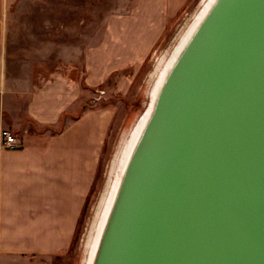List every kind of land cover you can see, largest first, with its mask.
<instances>
[{"label":"water","instance_id":"1","mask_svg":"<svg viewBox=\"0 0 264 264\" xmlns=\"http://www.w3.org/2000/svg\"><path fill=\"white\" fill-rule=\"evenodd\" d=\"M201 12L150 93L86 264H264V0Z\"/></svg>","mask_w":264,"mask_h":264},{"label":"crops","instance_id":"2","mask_svg":"<svg viewBox=\"0 0 264 264\" xmlns=\"http://www.w3.org/2000/svg\"><path fill=\"white\" fill-rule=\"evenodd\" d=\"M18 1L0 0V131L21 142L6 149L0 138V264H56L70 248L112 118L82 102L111 74L136 68L190 0H129L82 45L51 58L11 42Z\"/></svg>","mask_w":264,"mask_h":264},{"label":"rangeland","instance_id":"3","mask_svg":"<svg viewBox=\"0 0 264 264\" xmlns=\"http://www.w3.org/2000/svg\"><path fill=\"white\" fill-rule=\"evenodd\" d=\"M128 2L129 0H19L11 17V42L17 47L30 48L32 52L38 50L45 57L51 58L56 50L65 46L82 45L88 35L102 26L103 17L122 12L129 7ZM200 8L201 0H190L168 21L161 38L152 49L138 54L141 62L136 68L127 67L111 74L104 84L90 89L89 97L82 102L80 108L108 109L112 118L93 187L87 197L84 213L80 215L74 243L66 254L57 259L56 264H86L89 256L86 245L90 236L95 234V215L106 192L112 162L146 109L159 69L166 64ZM122 82L125 83L122 85ZM63 122L64 120L61 124Z\"/></svg>","mask_w":264,"mask_h":264},{"label":"bare ground","instance_id":"4","mask_svg":"<svg viewBox=\"0 0 264 264\" xmlns=\"http://www.w3.org/2000/svg\"><path fill=\"white\" fill-rule=\"evenodd\" d=\"M211 0H201V8L198 11V13L195 15L193 22L188 26V28L186 29V31L183 33V35L181 36L180 40L178 41V43L176 44L172 56H170L171 58L168 59L169 61L166 62V64L164 66H162L161 70L159 69V74L156 78L155 84H154V88L151 89L150 93L154 92L155 87L157 86L158 82L161 80L163 74L165 73V70L167 68V66H169V64L172 61L173 56L175 55V52L179 50L180 46L182 45V43L184 42L183 40H185V38L187 37L188 33L190 32V30L192 29V27L194 26V24L196 23L197 19L200 17V15L202 14L201 10L203 11L208 4L210 3ZM201 12V13H200ZM182 27V26H181ZM176 36V35H175ZM174 40V39H173ZM171 43V42H170ZM165 54V53H164ZM159 60V59H158ZM157 62V60H156ZM149 79V78H148ZM150 81V79H149ZM145 83V82H144ZM151 93V94H152ZM143 119L138 120L137 124L135 125L134 129L132 130L129 138L126 140V142L124 143L123 146H121L120 151L118 152V154H116L113 162H112V167H111V171H110V176L107 180L106 183V192L105 195H103L99 206H98V210L96 212V225L94 224L93 226V231L95 232V234L97 233V235L99 234L102 222L105 218V213L107 211V208L109 206V203L111 202L114 190H115V185L117 183L118 177H119V172L121 171L125 160L127 158L128 152L133 144V141L135 139V136L139 130V127L142 123ZM121 132V131H120ZM122 133V132H121ZM119 140V139H118ZM119 147V146H118ZM111 161V160H110ZM111 164V163H110ZM109 169V168H108ZM109 174V173H108ZM107 175V174H106ZM104 188V187H103ZM96 208V207H95ZM93 216V215H92ZM92 219V218H91ZM91 224V223H90ZM90 228V227H89ZM95 234L93 236V234L90 236V238L88 239L87 242V247L89 248V253L91 251V248L93 245H95L96 242V238H95ZM94 243V244H93ZM85 244V243H84ZM94 248V247H93ZM83 249V248H82ZM93 250V249H92ZM87 262V260H86Z\"/></svg>","mask_w":264,"mask_h":264},{"label":"built area","instance_id":"5","mask_svg":"<svg viewBox=\"0 0 264 264\" xmlns=\"http://www.w3.org/2000/svg\"><path fill=\"white\" fill-rule=\"evenodd\" d=\"M0 138L2 146L6 149H16L21 146L20 140L16 139L9 129H1Z\"/></svg>","mask_w":264,"mask_h":264},{"label":"trees","instance_id":"6","mask_svg":"<svg viewBox=\"0 0 264 264\" xmlns=\"http://www.w3.org/2000/svg\"><path fill=\"white\" fill-rule=\"evenodd\" d=\"M92 187H93V185H92ZM92 187H91V190H92ZM91 190H90V193H91ZM90 193H89V195H90ZM89 195H88V196H89ZM86 201H87V198H86V200H85L84 207H83V209H82L81 215H83V213H84V208H85V205H86ZM80 217H81V216H80ZM79 221H80V218L78 219V222H77V225H76V230H75V233H74V236H73V239H72V242H71L70 247H71V246L73 245V243H74L75 236H76V231H77V227H78V225H79Z\"/></svg>","mask_w":264,"mask_h":264}]
</instances>
